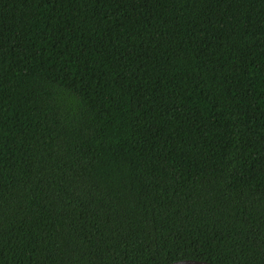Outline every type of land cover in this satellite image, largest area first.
Masks as SVG:
<instances>
[{"label":"trees","instance_id":"16d2710c","mask_svg":"<svg viewBox=\"0 0 264 264\" xmlns=\"http://www.w3.org/2000/svg\"><path fill=\"white\" fill-rule=\"evenodd\" d=\"M264 264V0H0V264Z\"/></svg>","mask_w":264,"mask_h":264},{"label":"water","instance_id":"95a60500","mask_svg":"<svg viewBox=\"0 0 264 264\" xmlns=\"http://www.w3.org/2000/svg\"><path fill=\"white\" fill-rule=\"evenodd\" d=\"M169 264H214V263L207 261V260L182 259V260H177V261L171 262Z\"/></svg>","mask_w":264,"mask_h":264}]
</instances>
